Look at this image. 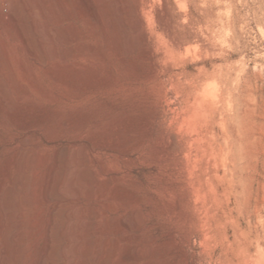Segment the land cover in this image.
Returning a JSON list of instances; mask_svg holds the SVG:
<instances>
[{"label":"rangeland","instance_id":"374dc122","mask_svg":"<svg viewBox=\"0 0 264 264\" xmlns=\"http://www.w3.org/2000/svg\"><path fill=\"white\" fill-rule=\"evenodd\" d=\"M246 1L76 0L73 19L60 14L79 39L56 45L79 50L46 63L0 26V68L14 73L4 83L16 104L0 108V180L6 190L21 185L13 224L28 263L68 204L81 235L67 264H264V23ZM11 2L0 8L10 12ZM24 146L30 160L6 176ZM59 150L66 155L44 188ZM86 170L97 178L91 187L77 178ZM67 243L61 237L60 248Z\"/></svg>","mask_w":264,"mask_h":264},{"label":"bare ground","instance_id":"6f19581e","mask_svg":"<svg viewBox=\"0 0 264 264\" xmlns=\"http://www.w3.org/2000/svg\"><path fill=\"white\" fill-rule=\"evenodd\" d=\"M78 1V0H77ZM126 1V0H124ZM122 0V2H124ZM246 1V0H245ZM255 1V5L251 8L252 10V14L254 16V18L256 19V21L258 22H262L264 23V0H254ZM8 2V1H7ZM12 2L14 3V6L12 8V10L10 12H4L1 8H0V26L2 24H7L10 27L14 28L17 33L19 38L21 39L23 45L25 46V48L29 51L30 54L34 55V56H40L42 58V60L48 61L49 59H55V58H65L66 56H72L73 54H75V52H77L79 49L75 48L74 46L69 47V48H65L63 46H57L56 43L58 42H67V43H75L78 41L79 39V29L77 30L74 27H70V32L71 35H68V33L66 32V29L64 30L62 25V21L61 20L63 17L61 16V11L62 10H66L67 14L69 15V18L73 17V14H75L73 12V8H74V4L76 2V0H12ZM11 2V3H12ZM121 2V0H120ZM247 2V1H246ZM257 2V5H256ZM77 3V2H76ZM225 3H231V4H235V0H225ZM78 4V3H77ZM76 4V6H77ZM125 4V3H124ZM247 4V3H245ZM12 6V4H11ZM75 8L77 9L78 7ZM124 6V5H122ZM126 6V4H125ZM124 6V7H125ZM123 7V8H124ZM75 9V12L77 13ZM188 12V11H187ZM248 12V11H247ZM61 13V14H60ZM182 13V12H181ZM188 14V13H187ZM186 14V15H187ZM193 14V13H192ZM63 15V14H62ZM76 15V14H75ZM74 15V17H75ZM78 15V14H77ZM184 15V12L181 14V16ZM194 15V14H193ZM230 16V15H229ZM62 17V18H61ZM42 19H44L42 21ZM64 19V18H63ZM67 19V18H66ZM73 19V18H72ZM76 24L73 23V26H75ZM4 26V25H3ZM245 26V25H244ZM68 27V25H67ZM78 27V25H77ZM80 27V26H79ZM69 32V33H70ZM68 35V36H67ZM119 35V34H118ZM116 35L117 37H115L116 39V43L119 42V40L122 42L123 37L121 35ZM86 36V35H85ZM84 37V36H81ZM80 37V38H81ZM118 39V41H117ZM49 42H51L52 44L49 45ZM3 43V42H2ZM61 44V43H60ZM64 44V43H63ZM118 44V43H117ZM120 44V43H119ZM73 45V44H72ZM83 45V44H81ZM177 45L180 46L181 48V43L179 44L177 41ZM70 46V45H69ZM80 46V45H79ZM84 46V45H83ZM86 46V45H85ZM84 46V47H85ZM84 47H83V51H84ZM87 47V46H86ZM244 47H242V52L244 51ZM5 48V47H4ZM86 49V48H85ZM90 49V48H89ZM1 55V54H0ZM3 55V54H2ZM148 55L150 57H152L153 55L149 52ZM70 56V58H71ZM75 56V55H73ZM3 57V56H2ZM67 59V58H66ZM41 60V61H42ZM1 61V58H0ZM2 62V61H1ZM4 63V62H3ZM2 63V64H3ZM8 64V63H7ZM10 64V63H9ZM6 65V63H5ZM60 65V64H59ZM63 65V64H62ZM62 67V66H61ZM10 68V67H9ZM13 69V68H12ZM50 69V68H49ZM53 69V68H52ZM154 69V68H153ZM152 69V70H153ZM4 68H0V108H3L4 106H8L7 108H9V106H12L14 104L13 102V96L11 98V96L9 94H11V92L6 90V86L4 83V77L13 79L12 74L14 73H10V71H7ZM52 71V70H51ZM50 71V72H51ZM155 71V70H154ZM53 72V71H52ZM49 73V72H48ZM54 73V72H53ZM67 73V72H66ZM52 74V73H51ZM56 74V73H55ZM54 74V75H55ZM155 74V73H153ZM251 75V74H250ZM153 76V75H152ZM157 77V76H155ZM16 79V78H15ZM176 79V78H175ZM12 81V80H11ZM16 81V80H15ZM15 81L13 82V84L15 83ZM165 81V80H164ZM6 82V81H5ZM10 82V81H9ZM172 82V81H171ZM12 83V82H11ZM18 85V82L16 83ZM14 84V85H16ZM198 84V83H197ZM196 84V85H197ZM166 85V84H165ZM204 85V84H203ZM194 86V85H193ZM203 88V86H202ZM206 88V87H205ZM204 89V88H203ZM22 90V89H21ZM241 93L244 99H247L249 97L254 96V88H252V86H248L244 88H241ZM23 91V90H22ZM194 91V89H193ZM195 91H197L195 89ZM201 91V88L200 90ZM9 92V93H8ZM198 93V92H197ZM200 93V92H199ZM203 93V91H202ZM201 93V94H202ZM20 94V93H19ZM12 95V94H11ZM207 95V94H206ZM209 96V95H208ZM207 98V97H206ZM22 99V97H21ZM15 100V99H14ZM248 102V100L246 101V103ZM162 103V102H161ZM160 103V105H161ZM206 103V102H205ZM20 104V103H18ZM17 104V105H18ZM164 105V104H163ZM14 106L16 107V104H14ZM13 107V106H12ZM10 109V108H9ZM16 109V108H15ZM20 110V109H19ZM17 111V110H15ZM14 111V112H15ZM28 111V110H27ZM25 111V112H27ZM12 112V111H11ZM19 111H17L18 113ZM11 114V113H10ZM20 114V113H19ZM14 118V117H13ZM15 120H18L17 118H14ZM166 119V118H165ZM163 118V121H166ZM169 125V124H168ZM184 125V124H183ZM164 125H162L163 127ZM166 127H168L167 125H165ZM164 126V128H165ZM178 126L180 127L181 124H178ZM161 127V130H162ZM183 129V126H181ZM163 128V130H164ZM175 128V127H174ZM162 130V131H163ZM179 130V129H178ZM176 130V131H178ZM161 131V132H162ZM184 131V130H183ZM29 138V137H28ZM170 144L172 146V148H177L178 147V138L180 139V137L177 136V134L174 132L172 133L170 136ZM159 139V138H158ZM157 139V140H158ZM164 140V139H163ZM162 140V142H163ZM167 141V142H169ZM26 144V143H25ZM166 144V143H165ZM167 145V144H166ZM163 146V145H162ZM165 146V145H164ZM168 146V145H167ZM20 148V147H19ZM164 148V147H163ZM169 148V147H168ZM184 148V147H183ZM85 149V148H84ZM178 149L180 150L179 152H181V148L178 147ZM177 149V150H178ZM33 150V149H32ZM61 150V149H60ZM59 150V151H60ZM187 151V150H186ZM190 151V150H189ZM28 149L27 147H21L20 150H18L16 152V154H14L6 163V165L3 168V171L5 173V175L7 176L9 174V172H11L10 170L12 169V167H15V164L18 162L20 164H24V160L26 161L28 158ZM33 152V151H32ZM73 152V151H72ZM71 152V153H72ZM61 152L57 153L58 155L56 156V160L54 161V164L51 165L47 176L45 177L46 179L44 180V188L46 186H48L50 183L49 179L51 178L52 175H55L53 173L54 170H56L57 173V167H59L60 164H62L63 160H64V155H66V153ZM188 153V152H187ZM32 154V153H31ZM80 154V153H79ZM28 155V156H26ZM33 155H30V157ZM185 156V155H184ZM35 157V156H34ZM77 157V156H76ZM79 157V156H78ZM77 157V158H78ZM39 158V157H38ZM71 158V157H70ZM32 159V157H31ZM41 159V158H40ZM43 159V158H42ZM83 159V158H82ZM81 159V161H83ZM89 159V158H88ZM160 159V158H159ZM28 160H30L28 158ZM85 160V159H84ZM86 161V160H85ZM28 163L30 161H27ZM80 162V161H79ZM32 163V162H31ZM41 163V162H40ZM81 163V162H80ZM77 164V163H76ZM187 164V163H186ZM29 165V164H27ZM24 165L23 167L27 166ZM102 165V164H101ZM19 166V165H18ZM62 166V165H61ZM187 166V165H186ZM13 167V168H14ZM29 168V167H28ZM61 168V167H60ZM23 169V168H22ZM89 169V168H88ZM91 169V168H90ZM85 170V169H84ZM15 171V170H14ZM24 171V170H22ZM17 172V171H16ZM59 172V171H58ZM81 172V171H80ZM13 174V172H11ZM31 173V172H30ZM73 173V172H72ZM78 173V172H77ZM76 173V174H77ZM2 174V173H1ZM15 175V174H14ZM13 175V176H14ZM27 175V174H26ZM99 175V174H98ZM16 176V175H15ZM78 176V177H77ZM76 177L78 178L80 183H84V184H88V186L91 187V180L93 181L94 178H96V175L94 174V172H92V170H86L83 171L81 173H79ZM18 177V175H17ZM34 177V176H33ZM54 177V176H53ZM52 177V178H53ZM56 177V175H55ZM100 177V176H98ZM3 178V177H1ZM13 177V180H16V178ZM25 178V177H24ZM5 179V177H4ZM0 180V264H10V261L13 260H18L17 264H47L48 261H54L56 264H67V262H64V259L68 257H70V253L78 250V246H76L75 243H72V239H74L76 237V235H79V221L78 224H74L75 221L73 222L72 217H73V212L69 209L66 208H62V206H60V208L56 211V215L51 218L50 216V220L48 221V223L44 226V243L40 244L37 248V252L35 257H33L34 259L32 260V262L30 261V263L27 262V255L24 253V251L22 250V248L19 247L20 243H22V239L23 237V232L20 230H17L16 227H14L13 221L14 219L18 216V206L17 205V195L13 193V190L16 188V184L18 186L21 187V185L18 184L19 180H16L14 184H12L11 186L9 185V187H7L8 189H4L5 187L3 186V180ZM7 179V178H6ZM18 179V178H17ZM55 179V178H54ZM74 179V178H73ZM97 179V178H96ZM27 180V179H25ZM51 180V179H50ZM77 180V179H76ZM99 180V179H98ZM7 183L9 182L8 179L6 180ZM30 181V180H29ZM32 181V180H31ZM35 181V180H34ZM33 182V181H32ZM22 183V182H20ZM28 183V182H27ZM30 183V182H29ZM96 183V182H95ZM6 184V183H5ZM34 184V183H33ZM78 184V183H76ZM8 185V184H7ZM6 185V186H7ZM23 186V185H22ZM42 186V185H41ZM105 186V185H104ZM42 187V188H43ZM49 188V187H48ZM104 188V187H103ZM33 189V188H32ZM107 189V188H106ZM37 190V189H36ZM35 190V191H36ZM48 190V189H47ZM46 190V191H47ZM92 190V189H91ZM38 191V190H37ZM40 191V190H39ZM45 191V189L43 190ZM42 191V192H43ZM31 192V191H29ZM33 192V190H32ZM42 192H37V193H42ZM94 192V191H93ZM44 193V192H43ZM40 194V198L41 199H45L46 198V194ZM47 193V192H46ZM31 194V193H30ZM34 194V192H33ZM32 194V195H33ZM91 194V193H90ZM93 194V193H92ZM22 196V195H21ZM28 196V195H27ZM35 196V195H34ZM67 196V194L65 195ZM64 196V197H65ZM87 196V195H86ZM26 197V196H24ZM24 197H22L24 199ZM37 197V196H36ZM50 197V196H49ZM61 197V196H60ZM35 198V197H34ZM33 198V199H34ZM48 198V197H47ZM91 198V197H90ZM28 199V198H27ZM31 200V198H29ZM28 199V200H29ZM26 199H24L25 201ZM49 200V199H48ZM34 201V200H33ZM40 201V200H39ZM77 201V200H76ZM20 202V201H19ZM18 202V204H19ZM35 202V201H34ZM37 202V201H36ZM22 203H27V202H23V200L21 201V205ZM32 203V201H31ZM30 203V204H31ZM45 203V202H43ZM35 204V203H34ZM75 205V204H74ZM24 206V205H23ZM33 206V205H32ZM55 206V205H54ZM77 207V206H76ZM79 207V206H78ZM33 208V207H32ZM31 208V209H32ZM89 208V207H88ZM94 208V207H93ZM30 209V208H29ZM76 209V208H75ZM78 209V208H77ZM83 209H87L83 208ZM35 210V209H34ZM25 211V210H24ZM86 211V210H85ZM37 212V211H36ZM54 212V211H53ZM88 212V211H87ZM24 213V212H23ZM28 213V212H27ZM39 213V212H38ZM91 213V212H90ZM106 213V212H105ZM25 214V213H24ZM83 214V213H82ZM26 215V214H25ZM52 215V214H51ZM87 215V214H86ZM45 216V215H44ZM62 217V221L64 223L63 228L60 227V221L58 222L57 217ZM91 216V215H90ZM93 216L95 218H99V214L94 211L93 212ZM37 217V216H36ZM79 217V216H78ZM20 218V217H19ZM87 221V219H84ZM18 221V220H17ZM85 221V222H86ZM107 221V220H106ZM23 222V221H22ZM16 223V222H15ZM21 222H19L20 224ZM18 224V225H19ZM37 224V223H35ZM87 224V223H86ZM92 224V223H91ZM63 225V224H62ZM109 225L111 226L110 222L109 224L105 225L103 224V226H99L98 230L100 232H106V230L109 228ZM21 226V225H20ZM34 227V225H32ZM43 226V225H42ZM41 226V227H42ZM123 226H126V223L123 224ZM81 227V226H80ZM16 228V229H15ZM41 229V228H40ZM81 229V228H80ZM95 229V228H94ZM17 230V231H16ZM83 230V229H82ZM83 231H87L90 230L88 228L85 229ZM92 230V229H91ZM109 230V229H108ZM107 230V231H108ZM25 231V229H24ZM28 231V230H27ZM31 232V231H29ZM27 233V232H26ZM31 234V233H30ZM34 234V233H33ZM29 235V234H27ZM81 235V233H80ZM79 235V236H80ZM31 236V235H30ZM66 237L69 241V243H67L66 246L62 247V249L60 248V244H59V240L61 239V237ZM29 238V237H28ZM92 239V238H91ZM95 239V238H94ZM84 242V241H82ZM87 242V241H86ZM90 242V241H89ZM92 242V241H91ZM94 242V241H93ZM25 243V241H24ZM30 244V243H29ZM86 244V243H85ZM95 244V242H94ZM106 244V243H105ZM31 245V244H30ZM87 245V244H86ZM90 245V244H89ZM87 245V246H89ZM108 245V244H107ZM106 245V246H107ZM82 246V245H81ZM105 246V245H104ZM103 246V247H104ZM28 247V246H27ZM30 247V246H29ZM85 247V246H84ZM81 248V247H79ZM24 249V248H23ZM27 249V248H26ZM105 251L103 252V256H101L102 258L105 257L106 255L108 256V248H104ZM103 249V250H104ZM25 250V249H24ZM88 250V249H87ZM86 250V251H87ZM91 250V249H89ZM95 250V249H94ZM97 250V249H96ZM110 250V248H109ZM20 252L19 254H17V252ZM98 251V250H97ZM102 251V250H101ZM111 251V250H110ZM88 252V251H87ZM96 252V251H95ZM30 253V252H29ZM78 252H76L75 254H77ZM111 253V252H110ZM83 254V253H82ZM87 254V253H85ZM112 254H113V250H112ZM31 255V254H30ZM90 255V254H89ZM99 257V256H98ZM75 258V257H74ZM106 258V257H105ZM104 258V259H105ZM81 259V258H80ZM97 259V258H96ZM107 259V258H106ZM70 260V259H69ZM86 260V259H85ZM67 261V260H65ZM100 261V260H99ZM104 261V260H103ZM74 262V261H73ZM77 262V261H76ZM75 262V263H76ZM87 262V261H86ZM86 262H83L84 264H86ZM98 262V261H97ZM101 262V261H100ZM98 262V263H100ZM69 263V262H68ZM80 263V262H79ZM82 263V264H83ZM70 264V263H69ZM73 264V263H72ZM78 264V263H76ZM81 264V263H80ZM88 264V263H87Z\"/></svg>","mask_w":264,"mask_h":264}]
</instances>
